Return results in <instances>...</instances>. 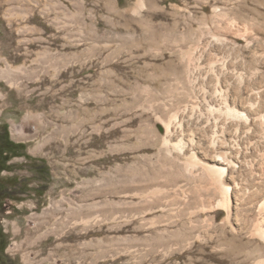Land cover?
Wrapping results in <instances>:
<instances>
[{"label": "rangeland", "instance_id": "1", "mask_svg": "<svg viewBox=\"0 0 264 264\" xmlns=\"http://www.w3.org/2000/svg\"><path fill=\"white\" fill-rule=\"evenodd\" d=\"M2 125L6 264H264V0H0Z\"/></svg>", "mask_w": 264, "mask_h": 264}, {"label": "trees", "instance_id": "2", "mask_svg": "<svg viewBox=\"0 0 264 264\" xmlns=\"http://www.w3.org/2000/svg\"><path fill=\"white\" fill-rule=\"evenodd\" d=\"M24 156L28 158L25 152V146L22 143L15 142L10 138L9 131L6 125L0 126V174L4 171H10L12 164L10 160L14 157ZM17 191L15 189L8 188L0 180V211L4 210V199H17L14 198ZM19 193V192H18ZM7 245V236L0 226V264H6L7 258L5 256V248Z\"/></svg>", "mask_w": 264, "mask_h": 264}, {"label": "bare ground", "instance_id": "3", "mask_svg": "<svg viewBox=\"0 0 264 264\" xmlns=\"http://www.w3.org/2000/svg\"><path fill=\"white\" fill-rule=\"evenodd\" d=\"M216 170H219V169H216ZM215 171V170H214ZM218 172V171H217ZM216 174V173H215ZM264 236V234H262Z\"/></svg>", "mask_w": 264, "mask_h": 264}]
</instances>
